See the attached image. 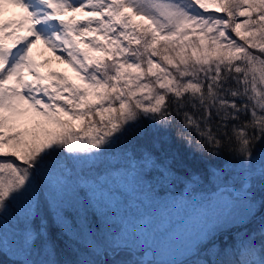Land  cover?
Instances as JSON below:
<instances>
[{
  "label": "snow or ice",
  "instance_id": "1",
  "mask_svg": "<svg viewBox=\"0 0 264 264\" xmlns=\"http://www.w3.org/2000/svg\"><path fill=\"white\" fill-rule=\"evenodd\" d=\"M5 4L23 15L0 20V257L155 264L137 229L179 213V264H264V0H0V15ZM38 42L80 83L42 74ZM177 119L217 173L180 180L175 157L127 146ZM132 195L150 209L134 222Z\"/></svg>",
  "mask_w": 264,
  "mask_h": 264
},
{
  "label": "rangeland",
  "instance_id": "2",
  "mask_svg": "<svg viewBox=\"0 0 264 264\" xmlns=\"http://www.w3.org/2000/svg\"><path fill=\"white\" fill-rule=\"evenodd\" d=\"M212 11H215V9H212ZM22 15L23 12L21 9L5 4L3 15H0V20L8 21L11 19H19ZM32 55L37 64L43 65L39 69L42 74L47 75L49 72H58L67 76L72 82L77 84L80 83L73 68L67 63H61L57 60L56 56L58 53H53L43 43L38 42L33 47ZM48 60H52L54 62L52 67L45 65ZM193 178L200 179V176ZM157 190H159V185H157ZM128 199L129 203L127 206V215L130 221L134 222L135 217L144 215L150 211V209L146 207L145 203L141 202L140 197L132 195ZM258 217L259 215H257L256 219ZM183 219V215L179 213L166 219L156 217L154 218L153 223L146 230L137 229L140 242L143 243L145 247H150L152 249V260L155 261V264H179V262L185 258L187 239L180 232ZM147 230H149L148 233ZM232 234L233 233H230V235ZM225 238L226 237L220 238L222 243ZM222 246L218 242L217 247L211 249L212 259L217 258L215 253ZM229 251H231V249H229ZM127 258V256L117 257V259Z\"/></svg>",
  "mask_w": 264,
  "mask_h": 264
},
{
  "label": "trees",
  "instance_id": "3",
  "mask_svg": "<svg viewBox=\"0 0 264 264\" xmlns=\"http://www.w3.org/2000/svg\"><path fill=\"white\" fill-rule=\"evenodd\" d=\"M64 119L68 118L64 117ZM180 126V120L177 119L174 120L172 126L167 129L161 128L157 132H148V134L142 138H138L136 135H133L129 138L127 146L130 148L135 147L138 151L146 149L152 150L155 156L160 159L167 157L169 160H172L173 157H175L174 167L177 170L180 180L186 181V173H195L194 177H199L200 174L203 173L204 169H207L209 173H217L214 163L210 161V158H208L206 154L201 157L200 153H194L178 137L177 129ZM145 128H148L147 122L145 123ZM261 147H264V145H258L257 150ZM225 156L227 158V154H225ZM231 166L232 165L230 163L225 164V167L227 168H230ZM210 180L215 181V176H210ZM205 187L211 188L212 184H206ZM227 239L231 242L230 238ZM222 245L223 243L221 246ZM59 258H67V256L62 255ZM14 259H17V257L7 253L0 257V261H3V264H10V261Z\"/></svg>",
  "mask_w": 264,
  "mask_h": 264
},
{
  "label": "bare ground",
  "instance_id": "4",
  "mask_svg": "<svg viewBox=\"0 0 264 264\" xmlns=\"http://www.w3.org/2000/svg\"><path fill=\"white\" fill-rule=\"evenodd\" d=\"M45 65H48V66L52 67L54 65V62L52 60H48Z\"/></svg>",
  "mask_w": 264,
  "mask_h": 264
}]
</instances>
